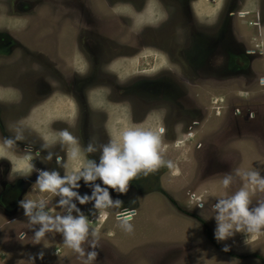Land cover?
<instances>
[{"label":"rangeland","instance_id":"rangeland-1","mask_svg":"<svg viewBox=\"0 0 264 264\" xmlns=\"http://www.w3.org/2000/svg\"><path fill=\"white\" fill-rule=\"evenodd\" d=\"M108 1L92 0L85 11L77 12L72 3L61 5L64 13L74 18L75 26L70 28L72 34L75 32L74 36H77V32L83 28L96 32L97 36L89 38L92 41L91 50L98 51V57L100 52L101 56L108 57L117 54L112 62L121 77L126 72L137 70L140 77L151 78L167 70L175 80L181 72H189L188 62L182 59V55L185 58L187 53L182 46L186 38L182 18L175 17L176 21L173 20V15L178 14V6L173 4L181 0H148L145 7H142L140 0H118L114 6H108ZM228 3L229 0H194L191 5L193 12L203 15L204 27H213L216 20L220 24H223V20L226 23L229 18L227 10L230 15L235 14L233 27L242 38L251 40L256 44L254 47L263 53L262 58L252 64L253 72L247 74L248 69H241V72L223 80L220 78L221 72L229 73L220 70L217 80L202 64L197 76H183L187 82L192 79L194 83L195 80L201 82L196 83L197 86L185 84L186 89L177 86L188 93L197 94L195 98L189 95L185 111L171 108L173 104L167 100L155 103L170 111L168 126L171 131L173 123H180L172 145L163 141L161 136L159 155L164 163L151 172L155 174L154 177H151V173L139 174L129 183L125 193L107 186L113 201L107 212L101 206H96L100 193L93 194L94 189L83 203H77L74 196L70 198L58 189L56 192L59 196L53 194L50 201L42 203L38 200L40 203L35 208L43 204L42 211L53 219L68 215L69 211L73 216L83 215L86 218L89 231L81 244L83 255L69 247L63 233L55 229L37 238L36 231L40 225L32 223L28 215L11 225L7 218L0 216V264H264V227L258 232H250L247 228L236 231L233 228V234L225 240H218L215 235L217 210L213 209L214 203L229 199L243 189L249 193L250 209L264 204V190L258 184H253L249 176L250 173H258L259 177L264 178V0H236L233 6ZM47 6L51 7L50 4ZM51 10L44 7L41 14L51 15ZM101 14L105 16L104 20ZM258 14L261 24L255 27ZM167 18L172 19L163 26ZM52 19L51 25L54 24ZM146 25L154 28V32L145 29L142 32ZM79 41L83 43V39ZM139 45L140 52L132 55L133 49ZM207 49L208 45L203 44V57ZM74 55L79 56L77 50ZM168 56L173 57L172 64ZM27 63L32 61L28 60ZM80 66L82 68L83 65ZM26 91L29 97L34 94L30 88H26ZM102 94L99 92L98 96ZM131 100L137 101L140 106V102H143L133 96ZM195 106L207 114H202L204 118L200 126L189 129L198 120L193 115L197 111ZM31 111H34L33 107ZM43 112H33L24 124L38 126L40 122L61 118L62 115L71 122L74 114L71 110L68 113L63 111V105L56 111L52 105L50 111ZM120 112L109 114L112 122L119 120L115 126L120 129L114 130L113 135L117 144L122 143L123 133L130 129L160 135L163 118L158 113H151L142 123L131 126L125 121L124 110ZM31 118L33 120L30 121ZM58 131L41 132L44 140L55 141L61 138ZM62 141L69 146L63 137L58 140ZM200 142L203 146L198 148ZM147 176L152 184L141 190L140 194V184ZM226 177L231 178L227 187L223 183ZM36 189L40 195L54 193L42 191L40 184ZM132 196L138 197V201L135 198L137 203L132 201L135 205L130 206L136 211L135 214L118 220L119 213L115 212V208L128 204L121 200L128 201ZM62 200H73L75 209H71L70 201L62 204ZM114 200L115 204L116 201L121 203L114 206ZM95 213L99 215L94 222ZM36 214L37 210H34L33 215ZM23 232L25 236L21 239ZM92 252L96 255L89 259L88 254Z\"/></svg>","mask_w":264,"mask_h":264},{"label":"flooded vegetation","instance_id":"flooded-vegetation-1","mask_svg":"<svg viewBox=\"0 0 264 264\" xmlns=\"http://www.w3.org/2000/svg\"><path fill=\"white\" fill-rule=\"evenodd\" d=\"M91 1L0 0V216L7 218L9 225L17 223L25 215L23 204L31 202L37 205L39 201L42 203L50 201L53 194L59 196L57 192L38 194L37 178L41 172L55 171L62 178L79 177L89 160L99 163L103 146L115 142L114 130L120 129L119 126H115L119 120L112 122L109 116L111 112L121 113L120 110L123 109L125 121L131 126L142 123L151 113H158L163 118V141L172 145L177 138L175 131L180 123H173L171 131L168 126L170 111L155 104L156 102L167 100L173 104L171 108L185 111L189 95L195 98L197 94L188 93L177 86L186 89L188 87H185V84L197 86L196 83L201 82L195 80L194 83V79L187 82L183 76L193 74L197 76L202 64L211 71L210 76H214L215 79L217 77V80L220 70L230 74L221 72L220 78L223 80L241 72V69H248L249 74L253 72L252 64L263 56L262 51L254 47L256 44L242 38L233 27L235 14L230 15L227 10L226 15H229V18L226 23L223 20V24H220L216 20L213 27H204L203 15L193 12L191 4L194 0H181L173 4L178 6V14L173 15V20L176 21L175 17L182 18L180 19L182 29L186 32L182 46L187 49V53L184 58L180 50V55L188 62L189 72H181L180 77L175 80L167 70L158 72L151 78L140 77L137 70L126 72L121 77L112 62L117 54L108 57L101 56L100 52L98 57V51L91 50L92 41H89V38L98 34L83 28L84 30H79L77 36H74L75 32L72 34L70 31L71 26H75L72 20L74 18H71L70 14H65L61 8V5L67 6V3L68 5L72 3L76 12L85 11ZM117 1L109 0L108 6H114V2ZM149 1L140 0L142 7ZM235 1L229 0L228 5L233 6ZM47 3L51 7L47 6ZM44 7L51 8L53 14H41ZM132 10L138 14L133 8ZM257 16L258 22L254 24L255 27L260 23V14ZM51 18L54 20L52 25L49 24ZM172 18H167L163 26L168 25ZM101 19H105L103 14ZM251 23L250 21L249 24ZM144 29L150 33L154 32V28L149 25L144 26L141 31L144 32ZM79 39H83V43ZM203 44L208 45L204 57ZM140 47L139 45L134 48L132 55L139 53ZM76 50L79 56L74 55ZM172 58H169L171 64ZM28 60L32 63L28 64ZM80 65H83L82 68ZM32 76L34 79H28ZM205 78L208 79L207 76ZM25 87L34 91L31 97L28 96ZM99 92L103 94L98 96ZM132 96L138 101H143L140 102L142 105L131 100ZM52 105L55 111L62 105L66 113L71 110L74 113L72 121L68 122L62 115L61 118L40 122L38 126L24 124L33 112L43 114L44 110L50 111ZM32 107L34 111H31ZM195 110L197 111L193 115L198 120L192 123L189 129L200 126L204 118L202 114L204 112L207 114L204 110L199 111L201 108L196 106ZM120 116L122 114L118 117ZM55 129H59L60 134L64 131L70 132L76 143L68 141L69 146H66L64 141L58 142L62 135L55 141L43 139L42 130L49 132ZM89 146H92L94 151L89 152ZM198 146L201 148L202 142L198 143ZM74 149L78 150L75 158L72 155ZM154 176L155 174L151 173V177ZM77 183L78 187H73L69 183L62 184L61 187L70 188L81 198L84 196L89 198L90 191L96 185L107 188L99 179L86 183L81 178ZM141 184L140 194L141 190L152 182L147 176ZM74 198L80 203L77 196ZM135 198L138 201V197L134 196L128 201L121 200L123 203L128 202L121 206L115 204L114 200V206L119 205L115 212H131L132 217L136 211L130 208L135 205L132 201L137 203ZM69 201L75 204L73 200ZM101 207L106 212L111 208L109 204ZM34 210H37V213L42 211L40 207ZM24 236L23 232L20 235L21 239Z\"/></svg>","mask_w":264,"mask_h":264},{"label":"clouds","instance_id":"clouds-1","mask_svg":"<svg viewBox=\"0 0 264 264\" xmlns=\"http://www.w3.org/2000/svg\"><path fill=\"white\" fill-rule=\"evenodd\" d=\"M163 131L161 129L160 135H157L151 131L138 129L127 130L122 135V143L110 142L104 145L99 163H96L94 160H89L81 176L62 178L55 171L51 173L43 171L37 178L40 188L42 191L49 190L52 192H56L59 189L61 193L70 198L77 196L81 203L85 202L88 197L84 196L81 198L76 192L71 191L70 188L61 187V185L69 183L73 187H78L77 182L81 178L86 183L99 179L103 185H107L120 193H125L131 180L137 178L141 173L147 175L148 173L154 172L164 163L159 155ZM61 135L65 140L76 143L75 138L67 131L62 132ZM88 151H94L92 146H89ZM77 153L78 150L74 149L72 152L74 158ZM249 176L253 184H258L264 190V178L259 177L258 173H250ZM230 180V177L224 179L223 183L225 187L230 184ZM97 192L100 195L96 199V206H106L113 203L106 188H101L99 185H96L93 194ZM61 203L68 204L69 201L62 200ZM116 203L120 204L121 202L116 201ZM249 203V193L243 189L235 193L231 198L221 199L216 203L215 235L218 240H225L230 237L233 234V228L236 231L247 228L250 232H258L264 227V204L250 209ZM35 207L31 202L23 204L25 215L31 217L32 223L40 225L39 230L36 231L37 238L42 237L46 231L55 229L63 233L65 243L69 247L81 255L84 254L81 244L86 240L89 229L86 218L83 215L73 216L71 211H69L68 215L53 219L44 211L33 215V209ZM39 207L43 209L44 205L40 204ZM71 209H75L74 204H71ZM97 215L99 214H93V219ZM88 255L89 259H91L96 253L92 252Z\"/></svg>","mask_w":264,"mask_h":264},{"label":"built area","instance_id":"built-area-1","mask_svg":"<svg viewBox=\"0 0 264 264\" xmlns=\"http://www.w3.org/2000/svg\"><path fill=\"white\" fill-rule=\"evenodd\" d=\"M215 205H216V203L213 204V209H216ZM131 214H132L131 212H121V213L117 214L118 215L117 217H119L121 219H127V217L125 218V216H129Z\"/></svg>","mask_w":264,"mask_h":264},{"label":"bare ground","instance_id":"bare-ground-1","mask_svg":"<svg viewBox=\"0 0 264 264\" xmlns=\"http://www.w3.org/2000/svg\"><path fill=\"white\" fill-rule=\"evenodd\" d=\"M126 217H128V216H125V218H126ZM93 220H94V219H93ZM118 220H121V218H119V217H118ZM129 220H131V218H130V219H128L127 221H129Z\"/></svg>","mask_w":264,"mask_h":264},{"label":"crops","instance_id":"crops-1","mask_svg":"<svg viewBox=\"0 0 264 264\" xmlns=\"http://www.w3.org/2000/svg\"><path fill=\"white\" fill-rule=\"evenodd\" d=\"M100 227V226H99Z\"/></svg>","mask_w":264,"mask_h":264}]
</instances>
